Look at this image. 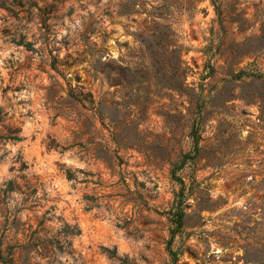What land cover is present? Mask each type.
Returning <instances> with one entry per match:
<instances>
[{
	"label": "rangeland",
	"instance_id": "1",
	"mask_svg": "<svg viewBox=\"0 0 264 264\" xmlns=\"http://www.w3.org/2000/svg\"><path fill=\"white\" fill-rule=\"evenodd\" d=\"M0 253L264 264V0H0Z\"/></svg>",
	"mask_w": 264,
	"mask_h": 264
},
{
	"label": "trees",
	"instance_id": "2",
	"mask_svg": "<svg viewBox=\"0 0 264 264\" xmlns=\"http://www.w3.org/2000/svg\"><path fill=\"white\" fill-rule=\"evenodd\" d=\"M23 42L22 41H20V42H18V44H22ZM27 49H32V48H30L31 47V43L30 42H26L25 44H23ZM195 144H196V141H195ZM177 215V220H176V226H175V228L174 229H172L171 230V236H173V234L175 233V229H177L180 225H181V222H180V220H181V217H182V212L181 211H178V213L176 214ZM0 259H2V256H1V253H0ZM172 264H175V261L174 260H172Z\"/></svg>",
	"mask_w": 264,
	"mask_h": 264
}]
</instances>
